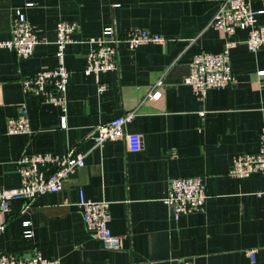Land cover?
Listing matches in <instances>:
<instances>
[{"label": "crops", "instance_id": "0c3cea01", "mask_svg": "<svg viewBox=\"0 0 264 264\" xmlns=\"http://www.w3.org/2000/svg\"><path fill=\"white\" fill-rule=\"evenodd\" d=\"M223 1L0 0V40L10 37L18 8L47 40L27 59L0 49V189L18 187L17 161L24 153L63 155L74 147L85 154L84 167L65 180L60 193L39 195L29 205L9 203L0 250H39L60 264H181L189 258L197 264H264V174L229 175L232 157L255 152L264 127V76L258 75L264 46L250 52L247 32L237 30L231 37L230 87L208 90L199 100L183 83L194 55L220 52L226 43L225 33L211 27ZM248 2L254 10L264 9V0ZM59 21L77 24V40L98 37L112 26L121 39L144 28L165 42L134 49L119 43L117 68L97 78L84 74L88 45H67V124L61 128V109L44 92L25 93L21 87L23 77L56 67ZM257 24L264 25V15ZM160 79L162 98L151 104L147 95ZM21 105L28 110L30 133L8 135L7 119ZM135 110L125 128L141 138L138 152L127 151L123 138L100 146L88 140L97 125ZM182 177H199L209 198L203 213L175 220L164 199L171 179ZM79 190L87 199L108 202L109 226L121 236L119 249L103 248L87 232ZM24 221H31L32 238L23 236ZM252 249L257 250L253 262L246 255Z\"/></svg>", "mask_w": 264, "mask_h": 264}, {"label": "built area", "instance_id": "2783aa9c", "mask_svg": "<svg viewBox=\"0 0 264 264\" xmlns=\"http://www.w3.org/2000/svg\"><path fill=\"white\" fill-rule=\"evenodd\" d=\"M27 3L25 7H30ZM264 15V9L254 10L248 0H224L215 13L211 27L225 33L227 40L220 52L198 53L189 63L188 74L183 83L188 85L197 99L202 100L207 91L230 87L235 77L230 63V50L233 46L231 37L237 30L246 31V45L250 52L256 53L264 46V25L257 24V17ZM78 31L76 23L59 21L55 25V58L56 67L43 69L21 79L23 92H44L46 100L58 106L62 111L60 127H66V92L70 73L65 65V49L69 44L85 43L89 50L85 54L84 74L98 77L102 73L114 71L117 68V45L125 43L129 49L140 45L161 44L165 38L147 29L139 28L131 31L124 38L116 35L112 26L104 27L100 36L77 40L74 35ZM45 38H39L32 25L27 21L23 11H14L11 23V35L6 40H0V49L10 50L17 58L27 59L34 54L35 48L46 43ZM264 76V70L258 72ZM164 82L160 79L147 95L146 101L154 104L162 98ZM48 89V90H47ZM106 86L100 84L98 90L104 91ZM137 115V111L128 112L97 125L89 134L88 140L94 146H100L105 141L123 138L127 151L138 152L141 138L137 134L126 132V125ZM200 116L204 111H200ZM8 135L30 133L28 110L25 105L18 108L17 113L7 119ZM19 173L18 187L0 189V234L6 226L5 215L9 212V203L14 200L31 204L36 197L46 193H60L64 182L78 169L85 165V154L70 147L63 155L52 153H24L17 161ZM254 173L264 174V127L258 135V148L253 153L236 154L232 157L229 175L236 179L249 177ZM258 196L261 193L257 194ZM209 195L203 181L199 177H182L171 179L164 203L173 219L181 215L203 213L206 209ZM78 207L87 232L99 241L107 250L120 248L121 236L112 233L109 226L111 215L109 204L105 201L87 199L82 190L78 191ZM31 221L22 222L23 236L32 238L34 231ZM257 250L246 251L250 261H255ZM0 264H60L59 260L47 258L39 250L32 253H7L0 250ZM181 264H197L194 259H184Z\"/></svg>", "mask_w": 264, "mask_h": 264}]
</instances>
